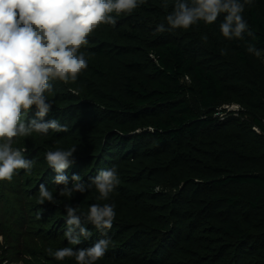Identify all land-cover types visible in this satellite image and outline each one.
<instances>
[{
    "label": "trees",
    "instance_id": "trees-1",
    "mask_svg": "<svg viewBox=\"0 0 264 264\" xmlns=\"http://www.w3.org/2000/svg\"><path fill=\"white\" fill-rule=\"evenodd\" d=\"M176 2L146 0L131 14L113 13L117 23L100 25L82 47L88 67L77 80L51 81L44 120L68 131L14 138L34 163L30 173L17 170L10 197L0 194V264L10 263L7 248L23 264H76L47 249L76 251L103 238L91 223L78 245L63 235L65 205L86 214L93 203L116 212L96 264H264V0L242 14L254 36L232 40L219 30L224 13L213 24L157 32L169 27ZM251 44L259 57L247 52ZM72 147L69 187L73 174L89 185L101 169L116 168L120 183L107 200L96 199L94 186L59 195L64 185L54 183L45 154ZM40 184L56 203L39 202Z\"/></svg>",
    "mask_w": 264,
    "mask_h": 264
},
{
    "label": "clouds",
    "instance_id": "clouds-1",
    "mask_svg": "<svg viewBox=\"0 0 264 264\" xmlns=\"http://www.w3.org/2000/svg\"><path fill=\"white\" fill-rule=\"evenodd\" d=\"M146 0H0V181H11L17 170L31 172L33 160L26 159V148L13 147L14 138L27 137L33 132L47 135L67 132L66 125L58 120L45 121L52 103L45 93L53 92L51 81L65 84L75 82L78 75L88 67L81 51L89 43L88 37L102 24L115 25V17L131 14ZM253 0H177L173 11L166 16L164 24L156 27L157 32L172 29H188L199 21L213 24L220 14L225 18L219 25L223 37L228 40L243 39L244 34H254L243 17L246 6ZM207 40V37H203ZM248 53L257 57L261 50L254 44ZM222 55L226 52L222 50ZM187 79V77H185ZM76 93L75 89H70ZM35 106V117L25 122L28 112ZM75 147L68 150L48 151L45 159L56 175L54 183L64 185L59 189L61 197L73 193H84L95 187L97 200H107L119 185L116 168L101 169L89 185L82 182L78 174L69 177L65 171L74 163ZM157 185L154 191H161ZM56 203L52 192L39 185V202ZM66 230L63 235L70 245H78L82 238L92 233L83 226L91 223L101 233L99 239L88 248L74 251L72 247H61L55 251L47 249L48 255L58 261L74 257L76 264H96L103 258L111 244L107 231L112 228L116 217L115 205L93 203L86 214H78L77 207L65 205ZM40 218V217H38ZM4 237L0 235V243ZM7 264V261H5Z\"/></svg>",
    "mask_w": 264,
    "mask_h": 264
},
{
    "label": "rangeland",
    "instance_id": "rangeland-1",
    "mask_svg": "<svg viewBox=\"0 0 264 264\" xmlns=\"http://www.w3.org/2000/svg\"><path fill=\"white\" fill-rule=\"evenodd\" d=\"M236 108V107H235ZM14 177L15 176H13V178H12V180L9 182V181H7V180H5V181H0V194H2V195H6V196H11V194L9 193V191H8V187L12 184V182H13V179H14ZM7 188V189H6ZM5 204H4V202L2 203V206H4ZM9 208V207H8ZM4 210V209H3ZM9 210H10V212H11V209L9 208ZM7 212V211H6ZM10 217H11V213H10V215H9V217H7L6 218V220L5 221H7V219L9 218L10 219ZM28 236H26L23 240L24 241H27L28 240ZM1 244H3V243H1ZM17 252H19L18 251V249H13V248H7V251H6V256H8L10 259V263H8V264H23V261H25L26 260V258H22L21 257V259H20V256H21V254H20V252L19 253H17Z\"/></svg>",
    "mask_w": 264,
    "mask_h": 264
},
{
    "label": "built area",
    "instance_id": "built-area-1",
    "mask_svg": "<svg viewBox=\"0 0 264 264\" xmlns=\"http://www.w3.org/2000/svg\"><path fill=\"white\" fill-rule=\"evenodd\" d=\"M236 107V108H235ZM231 109H238V106L237 105H232L231 107H230Z\"/></svg>",
    "mask_w": 264,
    "mask_h": 264
}]
</instances>
